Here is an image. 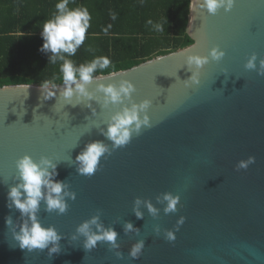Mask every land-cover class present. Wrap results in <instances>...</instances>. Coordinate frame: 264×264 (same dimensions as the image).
<instances>
[{
    "label": "water",
    "instance_id": "water-1",
    "mask_svg": "<svg viewBox=\"0 0 264 264\" xmlns=\"http://www.w3.org/2000/svg\"><path fill=\"white\" fill-rule=\"evenodd\" d=\"M186 33L193 43L185 48L109 73L114 78L95 76L88 86L92 98L76 106H64L59 97L63 84L56 85L57 97L46 101L38 84L0 87V264H264V76L257 75L264 71L259 67L264 0H236L231 12L221 9L215 16L189 7ZM194 40L198 46L181 54ZM217 45L226 53L223 60L203 68L199 87L185 89L182 81L192 74L184 66L186 56H206ZM253 53L257 67L245 71ZM121 79L134 84L136 103L152 100L153 127L114 150L104 133L110 115L128 101L105 109L97 85ZM97 141L111 155L105 153L92 177L79 175L76 156ZM24 155L61 161L54 179L76 193L75 201L66 198L69 208L63 215L46 212L41 203L36 215L43 227L54 225L59 234L70 236L99 209L102 225L118 233L119 248L109 251L100 243L86 253L83 237L74 243L65 238L59 242L61 252L50 260L47 249L28 254L12 247V236L30 223L7 206L9 188L19 183L15 161ZM249 156L255 163L236 171V164ZM166 192L181 197L174 214L164 213L161 194ZM137 197L143 219L133 214ZM9 215L12 223L6 226ZM181 216L186 219L175 231L176 240L166 241L165 230H175ZM125 221L133 225L127 234ZM141 239L145 247L139 259L129 258L131 246Z\"/></svg>",
    "mask_w": 264,
    "mask_h": 264
},
{
    "label": "clouds",
    "instance_id": "clouds-1",
    "mask_svg": "<svg viewBox=\"0 0 264 264\" xmlns=\"http://www.w3.org/2000/svg\"><path fill=\"white\" fill-rule=\"evenodd\" d=\"M69 2L70 0H59L56 3V14H54L51 20L43 24L41 31L43 44L39 49L41 52L51 53L49 57L50 63H56L58 58L62 61L59 71L62 74L63 90L59 91L56 89L55 84H52L50 87V81H45L40 88L42 90L43 100L46 101L57 97V91H59V97L64 102V106H76V104L81 103L85 98H92L88 86L94 81V73L98 68L101 70L107 69L111 61L109 58L101 56L96 57L91 62L76 66L72 60L62 55L67 54L70 57L76 54L77 49L84 43L91 20L87 8H69ZM235 3L236 0H191L189 7L193 12L199 8L202 11H206L208 15L215 16L221 9L225 13L231 12ZM113 19H115L114 15ZM191 19L194 20L195 17ZM147 23L150 25L153 24L152 20H148ZM108 27L110 28L111 25ZM153 27L157 31L164 30L162 24H155ZM103 31L107 34L108 29L105 28ZM197 46V41H195L191 47L181 54L188 53ZM225 55V51H222L218 45L212 47L206 56L198 54L187 55L184 66L192 74L189 79L182 81L184 88L199 87L203 68L210 62H221ZM257 60V55L253 53L244 64L245 71L255 70ZM259 67L260 69H264V59L259 60ZM224 73L226 74V70H224ZM257 75L264 76V71H258ZM109 77L114 78L115 74H109ZM97 91L102 94L103 107L105 109L112 105H123L125 101H128L127 105L110 115L107 130L104 133L112 141L114 150L127 146L134 135L139 136L142 130L153 127L150 116L148 115L153 102L150 99H144L140 103H136L133 100V94L136 92V88L131 81L121 79L118 84L100 83L97 85ZM106 152L111 155L107 146L102 142L97 141L87 144L75 158V161L79 165L76 169L78 174L92 177L97 172L101 158ZM60 162L54 161L46 156H41L37 161L29 155H24L15 161L16 175L19 183L9 188L7 199L11 203L7 206L10 209L14 208L18 210L21 215L27 216L30 223L22 225L12 236L11 246H18L20 250L28 254L34 251L44 252L47 249V257L50 260L53 254H59L61 252L59 242L65 238L74 243L79 241L80 237H83L82 247L86 253H90L100 243L107 244L109 251L119 248V244L117 243L118 233L114 227L105 228L102 225V212L99 209L96 215L79 224L75 232L70 236H62L59 234L54 225L49 227H43L41 225L36 215L40 210L41 203L46 205V212L63 215L69 208L66 198L72 201L76 199V193L70 190L69 184L54 179L58 175L56 168ZM254 163L255 157L249 156L247 160L239 161L235 166V170H247ZM0 182L3 181L0 180ZM66 189L68 190L66 191ZM161 196L166 202V207L164 208L165 215L176 213L178 211L177 206L181 201L180 195L166 192L161 194ZM140 203L141 198L139 197L133 201V214L137 219H143V214L136 208V205ZM146 206L150 214L155 215L157 213V210L153 208L150 201L146 202ZM185 219L184 216H181L177 220L175 230H165L164 239L166 241L174 242L176 240L175 231H179V227L185 223ZM11 223V215L6 216V226L11 225ZM92 225H96V231L91 230ZM123 227L125 234L133 230L131 222L125 221ZM135 231L139 234L140 230L135 229ZM154 232L159 235L158 228L154 229ZM144 247L145 241L143 239L137 241L130 248L128 253L129 258L139 259ZM115 256L117 259H123L121 252H116Z\"/></svg>",
    "mask_w": 264,
    "mask_h": 264
},
{
    "label": "trees",
    "instance_id": "trees-1",
    "mask_svg": "<svg viewBox=\"0 0 264 264\" xmlns=\"http://www.w3.org/2000/svg\"><path fill=\"white\" fill-rule=\"evenodd\" d=\"M58 2L0 0V87L42 85L45 81H50V85L63 84L59 71L62 61L58 58L56 63H50L51 53L39 50L43 24L56 14ZM189 4L190 0H70L69 8L88 9L90 27L76 54L62 55L76 66L96 57L109 58L110 66L98 68L95 77L185 48L193 43L186 33ZM148 20L153 24H148ZM155 24H162L164 30L157 31Z\"/></svg>",
    "mask_w": 264,
    "mask_h": 264
}]
</instances>
